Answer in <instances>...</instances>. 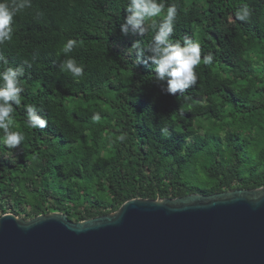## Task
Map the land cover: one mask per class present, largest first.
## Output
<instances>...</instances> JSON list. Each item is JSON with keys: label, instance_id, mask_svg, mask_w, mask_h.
Here are the masks:
<instances>
[{"label": "trees", "instance_id": "1", "mask_svg": "<svg viewBox=\"0 0 264 264\" xmlns=\"http://www.w3.org/2000/svg\"><path fill=\"white\" fill-rule=\"evenodd\" d=\"M164 2L178 9L173 39L197 40L202 57L214 56L176 96L160 91L131 48L146 46L153 30L121 35L127 0H32L14 18L0 52L25 68L13 113L25 139L16 149L0 142V215L62 212L81 221L132 198L264 186V0ZM244 3L246 22L235 17ZM68 39L77 46L65 56ZM67 58L84 65L79 81L61 71ZM26 104L46 128L25 126Z\"/></svg>", "mask_w": 264, "mask_h": 264}, {"label": "water", "instance_id": "2", "mask_svg": "<svg viewBox=\"0 0 264 264\" xmlns=\"http://www.w3.org/2000/svg\"><path fill=\"white\" fill-rule=\"evenodd\" d=\"M0 264H264V186L132 198L81 221L7 212Z\"/></svg>", "mask_w": 264, "mask_h": 264}, {"label": "clouds", "instance_id": "3", "mask_svg": "<svg viewBox=\"0 0 264 264\" xmlns=\"http://www.w3.org/2000/svg\"><path fill=\"white\" fill-rule=\"evenodd\" d=\"M32 7V0H0V45L13 39L14 18L24 10ZM123 22L120 24L122 36L143 37L149 29L153 30L150 41L142 45L139 40L131 44L138 63H150L154 76L152 81L166 95L176 96L184 93L197 83V67L203 62L212 64L214 56L209 53L201 56V44L187 36L173 39L178 9L175 3L166 4L164 0H127ZM252 9L247 3L235 11V17L240 21H248ZM77 46V40L68 39L61 48L67 56ZM133 54V53H130ZM0 142L8 149H16L25 139L22 132L15 130L14 105L22 103L21 94L24 91L20 78L25 74V68L10 66L8 58L0 52ZM62 72L69 73L74 80L79 81L85 76L84 65L78 64L75 58H67L61 62ZM25 126L29 129H44L48 120L40 115L37 106L26 104ZM99 113H93L94 121L100 120ZM162 129V133H167ZM123 141L124 136L118 137Z\"/></svg>", "mask_w": 264, "mask_h": 264}]
</instances>
